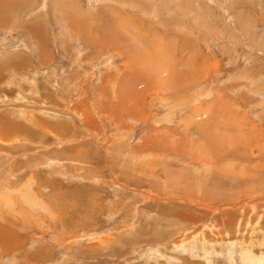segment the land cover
Instances as JSON below:
<instances>
[{
    "label": "rangeland",
    "instance_id": "obj_1",
    "mask_svg": "<svg viewBox=\"0 0 264 264\" xmlns=\"http://www.w3.org/2000/svg\"><path fill=\"white\" fill-rule=\"evenodd\" d=\"M0 264H264V0H0Z\"/></svg>",
    "mask_w": 264,
    "mask_h": 264
},
{
    "label": "crops",
    "instance_id": "obj_2",
    "mask_svg": "<svg viewBox=\"0 0 264 264\" xmlns=\"http://www.w3.org/2000/svg\"><path fill=\"white\" fill-rule=\"evenodd\" d=\"M4 6H6V4H4ZM23 191V190H22Z\"/></svg>",
    "mask_w": 264,
    "mask_h": 264
}]
</instances>
